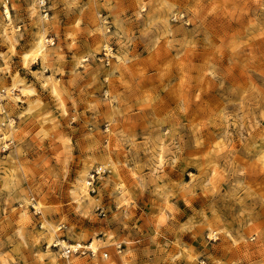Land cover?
<instances>
[{
  "label": "rangeland",
  "instance_id": "obj_1",
  "mask_svg": "<svg viewBox=\"0 0 264 264\" xmlns=\"http://www.w3.org/2000/svg\"><path fill=\"white\" fill-rule=\"evenodd\" d=\"M135 220L264 264V0H0V264H115Z\"/></svg>",
  "mask_w": 264,
  "mask_h": 264
},
{
  "label": "crops",
  "instance_id": "obj_2",
  "mask_svg": "<svg viewBox=\"0 0 264 264\" xmlns=\"http://www.w3.org/2000/svg\"><path fill=\"white\" fill-rule=\"evenodd\" d=\"M107 2L108 3L103 1L101 7L109 6L110 10L115 8L114 5H110L112 2ZM136 221L137 220L131 222V224L127 226L128 228L125 233L123 232V234H118L115 237V240H122L126 245L123 249L125 252L124 259H120L118 256L114 257L115 264H194L189 258L193 256L197 257V255H200L201 251H203V248L198 246V242L195 237L191 236L194 240H189V236H186L188 238L184 240L185 235L183 233L178 236L182 240L180 246L177 248L171 249V247H168L164 250L165 252L157 254V251H155L156 253L152 251L150 246L151 244L148 240H142V242H146L148 246L145 247L143 245L141 249L137 246L140 240L139 232H141V223L136 224ZM144 231L145 230L143 229L142 232L144 233ZM144 234L147 235V233ZM145 239H148V237Z\"/></svg>",
  "mask_w": 264,
  "mask_h": 264
},
{
  "label": "built area",
  "instance_id": "obj_3",
  "mask_svg": "<svg viewBox=\"0 0 264 264\" xmlns=\"http://www.w3.org/2000/svg\"><path fill=\"white\" fill-rule=\"evenodd\" d=\"M44 3L42 1V4L41 6H43ZM100 170H95L93 171V173L90 175V179L89 181L87 182V185L88 186H91L92 187V184L94 183V180L95 178H97V175L100 174ZM91 193L94 192V189L93 187L91 188L90 190ZM75 247L74 248H71L70 246H67V247H63L60 249V257L64 260L68 259L71 255H85L86 253L87 254H90L92 257L94 256V251H92L91 249H89V246H83V245H78V244H75L74 245ZM116 249L118 251H120L121 249V245H117L116 246ZM102 257L103 258H107V254L106 253H103L102 254Z\"/></svg>",
  "mask_w": 264,
  "mask_h": 264
},
{
  "label": "bare ground",
  "instance_id": "obj_4",
  "mask_svg": "<svg viewBox=\"0 0 264 264\" xmlns=\"http://www.w3.org/2000/svg\"><path fill=\"white\" fill-rule=\"evenodd\" d=\"M5 16H6V17L9 16V14H8V9H7V8H5ZM71 247H72V246H71Z\"/></svg>",
  "mask_w": 264,
  "mask_h": 264
}]
</instances>
